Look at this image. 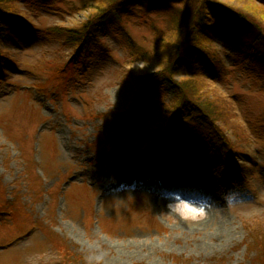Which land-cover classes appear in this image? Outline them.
I'll use <instances>...</instances> for the list:
<instances>
[{"label": "rangeland", "instance_id": "rangeland-1", "mask_svg": "<svg viewBox=\"0 0 264 264\" xmlns=\"http://www.w3.org/2000/svg\"><path fill=\"white\" fill-rule=\"evenodd\" d=\"M87 1L18 0L33 26L0 36L7 56L0 59V208L15 201L12 216L0 213V264H61L52 246L58 237L76 245L85 264H260L264 74L215 43L223 74L204 82L234 109L227 132L238 152L162 142V103L173 95L140 92L130 73L154 65L127 64L124 47L129 39L148 46L146 21L156 17L131 6L99 32L84 62L53 27L84 21ZM32 84L44 90H28ZM116 115L125 121L115 131Z\"/></svg>", "mask_w": 264, "mask_h": 264}, {"label": "trees", "instance_id": "trees-1", "mask_svg": "<svg viewBox=\"0 0 264 264\" xmlns=\"http://www.w3.org/2000/svg\"><path fill=\"white\" fill-rule=\"evenodd\" d=\"M17 4L18 0H0V36L31 30L33 23ZM133 5H144L156 20L146 21L152 34L148 46L131 39L125 43L126 63L153 64L155 69L131 72L130 78L140 92L152 93L160 100L168 92L173 95L171 101L162 103L165 118L158 127L165 132L161 141H180L216 154L237 153L238 146L227 132L235 125L234 109L228 101L207 90L204 79L219 80L223 74L219 69L223 63L211 50L215 43L230 46L252 69L258 66L264 74V0H88L85 9L89 14L84 21L72 27L55 26L53 30L63 34L67 45L73 47L75 58L82 57L85 62L88 48L94 45L99 32H108L110 23L122 20ZM159 11L166 14L158 24ZM1 58L7 59L2 50ZM69 63L73 60L56 71L57 77L68 69ZM35 87L43 89L42 84ZM124 121L125 115L113 117L115 131ZM12 202L7 203V208H0V213L12 216L15 201ZM254 240L259 241L258 245L254 242L256 260L264 264V231ZM52 246H56L61 264H85L77 246L64 238L58 237Z\"/></svg>", "mask_w": 264, "mask_h": 264}, {"label": "bare ground", "instance_id": "bare-ground-1", "mask_svg": "<svg viewBox=\"0 0 264 264\" xmlns=\"http://www.w3.org/2000/svg\"><path fill=\"white\" fill-rule=\"evenodd\" d=\"M163 170V169H162ZM123 176H130V177H133V174L131 173V172H123V174H122ZM122 178H124V177H122ZM120 180H124V179H120ZM199 181V183H200V180H198ZM176 185H177V183H175ZM149 186V184H144V186L143 187H148ZM178 186L179 187H188V188H193L192 187V185L190 184V183H182L181 181L180 182H178ZM158 191L159 190H161V189H164L163 188V186H161V185H157V188H156ZM188 190H186L185 189V192H187Z\"/></svg>", "mask_w": 264, "mask_h": 264}]
</instances>
